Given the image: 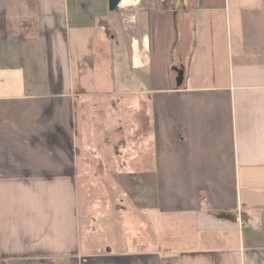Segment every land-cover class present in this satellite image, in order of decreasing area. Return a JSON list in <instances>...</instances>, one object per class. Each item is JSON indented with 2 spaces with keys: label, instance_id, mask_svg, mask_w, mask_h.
I'll return each mask as SVG.
<instances>
[{
  "label": "crops",
  "instance_id": "crops-1",
  "mask_svg": "<svg viewBox=\"0 0 264 264\" xmlns=\"http://www.w3.org/2000/svg\"><path fill=\"white\" fill-rule=\"evenodd\" d=\"M167 260L264 264V0H0V264Z\"/></svg>",
  "mask_w": 264,
  "mask_h": 264
},
{
  "label": "water",
  "instance_id": "water-1",
  "mask_svg": "<svg viewBox=\"0 0 264 264\" xmlns=\"http://www.w3.org/2000/svg\"><path fill=\"white\" fill-rule=\"evenodd\" d=\"M121 0H108V8L110 10H115Z\"/></svg>",
  "mask_w": 264,
  "mask_h": 264
},
{
  "label": "built area",
  "instance_id": "built-area-1",
  "mask_svg": "<svg viewBox=\"0 0 264 264\" xmlns=\"http://www.w3.org/2000/svg\"><path fill=\"white\" fill-rule=\"evenodd\" d=\"M164 264H174L171 260H167L164 262Z\"/></svg>",
  "mask_w": 264,
  "mask_h": 264
},
{
  "label": "rangeland",
  "instance_id": "rangeland-1",
  "mask_svg": "<svg viewBox=\"0 0 264 264\" xmlns=\"http://www.w3.org/2000/svg\"><path fill=\"white\" fill-rule=\"evenodd\" d=\"M144 120V118H143ZM149 145L147 143H143V149L145 150Z\"/></svg>",
  "mask_w": 264,
  "mask_h": 264
},
{
  "label": "bare ground",
  "instance_id": "bare-ground-1",
  "mask_svg": "<svg viewBox=\"0 0 264 264\" xmlns=\"http://www.w3.org/2000/svg\"><path fill=\"white\" fill-rule=\"evenodd\" d=\"M124 3H131L133 2L134 0H122Z\"/></svg>",
  "mask_w": 264,
  "mask_h": 264
}]
</instances>
